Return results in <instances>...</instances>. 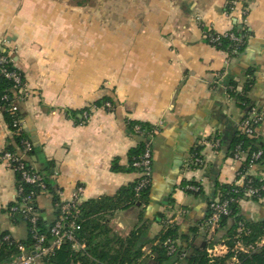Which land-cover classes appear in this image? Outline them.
<instances>
[{
  "label": "crops",
  "instance_id": "crops-1",
  "mask_svg": "<svg viewBox=\"0 0 264 264\" xmlns=\"http://www.w3.org/2000/svg\"><path fill=\"white\" fill-rule=\"evenodd\" d=\"M236 26L248 37L232 58L203 35L204 28L225 34ZM0 50L26 87L17 108L32 151L16 153L61 202L71 201L79 186L82 204L136 183L129 152L142 135L127 122L148 124L154 129L149 194L140 206L104 213L107 227L126 238L145 225L154 241L171 226L195 247L226 246L234 220L215 233L204 223L220 189L242 185L237 173L245 161L233 158V146L244 114L230 92L246 94L261 115L253 139L264 148V0H0ZM102 98L112 100L110 111L94 107ZM11 138L0 112V155ZM196 153L199 167L191 164ZM248 175L264 183V161ZM187 185L199 194L187 193ZM15 194V174L0 162V243L4 236L27 239L26 224L9 213ZM36 209L53 223L49 195L37 198ZM239 216L264 223V197L243 199ZM150 248L143 247L145 257Z\"/></svg>",
  "mask_w": 264,
  "mask_h": 264
},
{
  "label": "trees",
  "instance_id": "trees-1",
  "mask_svg": "<svg viewBox=\"0 0 264 264\" xmlns=\"http://www.w3.org/2000/svg\"><path fill=\"white\" fill-rule=\"evenodd\" d=\"M231 32L235 37L242 38V43L238 47L239 54L245 46L248 32L245 28H239L237 26L234 27ZM215 47L218 50L231 53L232 49L234 48V43L228 38H224L221 40L220 46ZM4 55H7V52L0 50V57ZM2 68H4L7 72L17 70L14 67L13 63H9ZM21 76L24 81V77L22 74ZM250 85L251 81H248L244 89L245 92L249 90ZM231 86L235 85L231 84ZM17 91L18 89L17 87H15L13 81L6 78L5 75L1 73L0 66V112L9 131L12 130V123L14 118H20L19 113H16V115L10 114V107L14 102V94L17 95L18 93ZM230 93L231 96L235 98L238 107L245 116L248 113L249 109L253 108L249 100L246 98V94L236 96L233 92ZM106 104H109L111 107L113 106L111 99L102 98L94 104V107L106 108ZM106 109L110 111V109ZM127 125L129 131L134 133H136L135 128L139 127L142 135V140L139 145L129 152V155L131 157V167L133 161L143 153L145 144L150 139V136H154V129L148 124L136 122H127ZM22 139H25L24 134H22L21 137H12L3 152L13 154L16 153L18 151L17 148H20L19 144ZM237 145H241L242 150L247 151L249 155L257 152L258 150L262 151V158L260 159V163L264 161V148H257L254 139H249L245 136L237 134L233 150ZM116 170L117 169L113 167V171ZM18 178L19 175L15 174V179L17 180ZM253 182L254 186L256 187L264 185V183H260L256 180H253ZM45 184L47 188V195H49L52 200L55 218H57V216L59 215V205L61 204L58 191L47 180ZM137 184L138 180L134 184L121 188L113 198H102L100 200H91L82 203L79 206L78 217L80 229L75 233V242H67L63 244L61 248L52 256L44 259L43 264H211V261L206 254V250L208 249V247H211L210 244L203 248L188 244L187 238L180 237L178 235L177 229L171 226L166 228L164 227V230L161 232L158 238L154 240L156 243L153 240H147V227L145 225L135 227L126 238H121L118 235L112 233V231L106 225V219L102 217V215H104V213H106L107 211L114 212L119 209H126L130 206H140L143 202H145L149 194L150 186L143 190L138 197H136L135 188ZM234 189H238L239 194L234 195ZM25 190L28 191L29 187L25 186ZM185 191L187 193H192L187 190ZM242 191L243 186H227L220 189V191L218 192V197L220 200L233 199L235 201H238L239 199H242ZM197 194H199V192ZM262 197H264V195H262L260 198H254L252 200H258ZM230 211V216L227 218H221L219 225V229H221L225 227L228 220H234V225L227 231L224 237V244L228 248V252L222 257L215 258L213 260V264H227L234 257L236 258L235 264H264V247L255 248L253 251H250L248 253L233 252V249L235 247L236 224L241 220L239 216V203H232L230 205ZM10 214L14 221H23L19 214ZM25 224L27 226V239L25 241L18 242V244L23 246L25 249H29L32 245V240L29 233L30 226L27 223ZM52 224L47 225L39 214L37 231L39 234L45 235L48 241L51 240L49 229ZM244 224L246 235L242 238V243L245 246H254L259 243L262 238H264V223L248 224L244 222ZM168 240L172 241L176 246V251L171 256H168L167 246L165 245ZM178 240L181 241L180 245L177 244ZM75 243L79 246H83V249L75 251L73 249V245ZM149 244L151 245V258L148 256L145 257L144 252H142L143 247ZM17 255V244H15L13 241L11 244L1 241L0 264L9 262Z\"/></svg>",
  "mask_w": 264,
  "mask_h": 264
},
{
  "label": "built area",
  "instance_id": "built-area-1",
  "mask_svg": "<svg viewBox=\"0 0 264 264\" xmlns=\"http://www.w3.org/2000/svg\"><path fill=\"white\" fill-rule=\"evenodd\" d=\"M246 14V12H244ZM203 35L206 42L211 46H220L221 40L228 38L234 43V48L231 53H227L229 58H232L238 54V47L242 43L241 37H235L231 31L225 34H217L213 31L204 28ZM13 63L11 57L7 54L0 57L1 73L5 75L6 78L11 79L18 89L17 95L14 97V102L10 107V114L16 115L18 112L17 104L24 100L26 95L25 82L21 74L17 71L7 72L3 66ZM106 108L110 109L111 106L106 104ZM92 111V110H91ZM90 116V110L85 111L82 114L84 120H87ZM261 121V115L255 108H250L248 113L242 118L238 126V135L245 136L249 139L254 138L255 127ZM135 132L141 135L139 127L135 128ZM12 137H21L23 134V127L20 118L16 117L12 123V130L10 131ZM153 137L146 142L143 153L135 159L131 167L139 174L138 184L135 188V196L138 197L139 194L148 188L151 184V173H152V154H151V144ZM215 147H218V141L214 142ZM20 148H17L18 152L23 155H28L32 151L31 144L26 140L22 139L19 144ZM17 153L2 152L0 155V162L4 163L14 174L19 175L16 180V194L13 200L12 206L9 209V213H17L21 216L23 222L29 224V233L32 240V245L29 249H25L23 246L19 245L17 242L11 240L9 236H4L2 242L11 244L12 241L17 244L18 255L12 258L9 262L4 264H43V260L49 256H52L56 251H58L61 246L65 243L75 242V233L80 229L78 223L79 217V206L81 205V193L82 187H77L76 192L69 202H61L59 205V215L53 221L49 229V234L51 240L48 241L45 235H41L37 231V222L39 219V213L35 209V202L40 195L47 194L46 180L45 178L36 171L32 166H30L25 159ZM233 158L237 161L242 159L245 161L243 169L237 173V177L242 182L243 186L242 199L238 201L233 199L220 200L217 197L209 204V216L204 223V226L211 233L220 228L221 218H227L230 216V205L232 203H240L243 199H254L260 198L264 195V185L258 187L254 186L253 178L248 175V172L260 164V159L262 158V151L258 150L252 154H248L247 151L242 150L241 145H237L233 150ZM203 163L201 157L196 153L192 158V166L199 167ZM25 186L29 187V190H25ZM235 186V185H234ZM185 190L192 193H198L199 188L195 185H187ZM233 194H239L238 189L233 190ZM246 235L245 224L243 221H238L236 224L235 232V247L233 252H243L248 253L253 251L255 248L264 247V238L261 239L256 245L245 246L242 243V238ZM165 245L167 246L168 256H171L176 251V246L170 240H168ZM73 249L78 251L83 249V246L78 244L73 245ZM228 252V248L224 245L213 246L206 250L207 257L210 259L211 264L213 260L218 257L224 256ZM150 257V254L147 255ZM151 258V257H150ZM236 258L234 257L227 264H235ZM107 264V263H104Z\"/></svg>",
  "mask_w": 264,
  "mask_h": 264
},
{
  "label": "rangeland",
  "instance_id": "rangeland-1",
  "mask_svg": "<svg viewBox=\"0 0 264 264\" xmlns=\"http://www.w3.org/2000/svg\"><path fill=\"white\" fill-rule=\"evenodd\" d=\"M83 2L85 5H90L94 0H70L71 3H75V2Z\"/></svg>",
  "mask_w": 264,
  "mask_h": 264
}]
</instances>
